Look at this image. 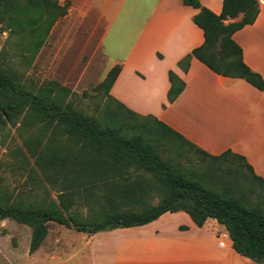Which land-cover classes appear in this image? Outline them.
Returning <instances> with one entry per match:
<instances>
[{"label":"trees","instance_id":"obj_1","mask_svg":"<svg viewBox=\"0 0 264 264\" xmlns=\"http://www.w3.org/2000/svg\"><path fill=\"white\" fill-rule=\"evenodd\" d=\"M182 2L198 9L193 22L202 30L204 41L181 59L178 67L186 71L195 58L216 75L244 80L263 91L264 80L244 64L242 50L232 39L235 32L256 20L257 0H223L218 15L198 0ZM68 8L69 3L57 0H0V26L14 46L13 52L5 49L0 53V131L7 126L16 129L32 160L30 176L37 169L52 187L59 186L56 200L48 196L29 203L0 199V219H11L31 229V255L45 240L50 222L91 236L145 225L166 212L183 211L197 227L209 218L216 220L225 227L237 254L254 264H264V181L242 156L229 150L209 155L157 119L140 116L116 102L109 90L120 71L118 65L97 86L103 89L106 105L93 116L77 109L74 94L67 87L54 81L31 83L11 63L13 57L24 64L34 59ZM239 14V21H229ZM168 80L167 100L172 103L184 83L172 71ZM28 131L31 135L24 137ZM52 133H61L82 151L45 140V135ZM184 144L209 160H231L226 174L239 175L244 185H232L230 177L223 182L219 176L213 180L208 172H201V167H187L160 156L166 146L177 158L182 157ZM24 158L20 165L28 163ZM129 166L146 171L157 183L156 205L142 200L147 189L139 177L128 181L125 169ZM79 206L87 208L83 217L72 212Z\"/></svg>","mask_w":264,"mask_h":264},{"label":"crops","instance_id":"obj_2","mask_svg":"<svg viewBox=\"0 0 264 264\" xmlns=\"http://www.w3.org/2000/svg\"><path fill=\"white\" fill-rule=\"evenodd\" d=\"M198 1L216 15L222 10L223 0ZM76 2L84 5L85 0ZM257 2L254 23L232 39L242 50L244 64L264 80V0ZM86 6L80 7L83 14ZM107 13H113L114 21L115 15H123L127 36L125 56L113 59L107 70L120 66L109 95L126 109L157 119L209 155L229 150L242 156L264 181V90L216 75L195 58L186 71L178 67L204 41L193 22L198 9L182 0H113ZM240 19L241 14L229 21ZM169 71L184 83L172 103L167 100ZM76 234L80 250L71 262L61 264H254L234 251L223 225L209 218L197 227L183 211L166 212L141 226ZM47 238L31 254L39 255L31 264H50L49 253L59 245L44 249Z\"/></svg>","mask_w":264,"mask_h":264},{"label":"rangeland","instance_id":"obj_3","mask_svg":"<svg viewBox=\"0 0 264 264\" xmlns=\"http://www.w3.org/2000/svg\"><path fill=\"white\" fill-rule=\"evenodd\" d=\"M57 1L60 4L69 3L68 13L53 26L46 44L30 62L24 64L20 59L13 57L11 63L23 72L31 83L40 85L54 81L67 87L74 94L73 101L78 110L86 115L97 116L106 105L103 89H98L97 86L106 76L111 61L126 54L123 40L126 30L121 25L123 15L121 13L115 15L114 21L113 13H107L108 4L113 0H85L84 5L88 4L82 9L86 10L85 14L80 8L84 5L78 4L76 0ZM5 49L13 52L14 46L12 40L8 39L4 27L0 26V53ZM112 106L115 108L113 104ZM30 135L31 131H28L24 137ZM45 140L58 142L67 149L82 151L79 145H74L61 133L47 134ZM184 149L186 153L179 158L170 147L165 146V150L159 153L164 159H172L173 163L187 167L192 165L199 169L201 167V172H208L213 180L219 176L223 182L230 177L232 185L236 187L244 185L239 175L226 174V168L231 160H209L186 144ZM23 158L27 159L28 163L23 162L20 165L19 162ZM32 166V160L23 148L22 138L16 129L10 126L3 128L0 131L1 201L29 203L44 200L47 196L56 200L58 191L56 189L59 186L52 187L37 169L30 176L29 168ZM125 172L129 175L128 181L139 177L146 187L142 200L149 205H156L159 202L158 185L146 171L129 166ZM250 200H253V197ZM75 204L79 202L76 200ZM72 212L83 217L87 214V208L79 206L73 208ZM76 233L78 232L56 223L48 224V238L44 249H50L52 244L59 245L49 253L50 264L67 263L74 259L75 253L80 250ZM30 235L31 229L26 225L11 219H0V264H31L35 258H39V255L30 257L28 254Z\"/></svg>","mask_w":264,"mask_h":264}]
</instances>
